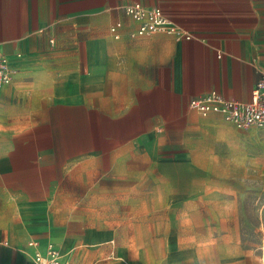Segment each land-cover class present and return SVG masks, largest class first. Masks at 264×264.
<instances>
[{"label": "crops", "instance_id": "obj_1", "mask_svg": "<svg viewBox=\"0 0 264 264\" xmlns=\"http://www.w3.org/2000/svg\"><path fill=\"white\" fill-rule=\"evenodd\" d=\"M131 3L184 36H140ZM0 57V264H262L264 129L190 101H251L264 0H0Z\"/></svg>", "mask_w": 264, "mask_h": 264}, {"label": "built area", "instance_id": "obj_2", "mask_svg": "<svg viewBox=\"0 0 264 264\" xmlns=\"http://www.w3.org/2000/svg\"><path fill=\"white\" fill-rule=\"evenodd\" d=\"M161 0H157L160 2ZM127 16L139 24L138 34L140 36H154L160 32L174 34L178 38L184 36L178 27L170 26L160 5L146 7L141 3H131L123 7ZM120 24H117L116 28ZM116 28L112 29L115 33ZM187 40L191 36L185 37ZM12 81V72L6 58L0 57V88ZM190 107L202 115L215 113L221 115L225 121L233 124L239 129L249 128L264 129V73L256 84L251 101L248 103L231 101L225 99L221 94L213 91L208 94L193 98ZM29 246L38 247L37 242H30ZM34 264H67L63 261L60 250L53 244L47 245L46 254L35 252Z\"/></svg>", "mask_w": 264, "mask_h": 264}, {"label": "rangeland", "instance_id": "obj_3", "mask_svg": "<svg viewBox=\"0 0 264 264\" xmlns=\"http://www.w3.org/2000/svg\"><path fill=\"white\" fill-rule=\"evenodd\" d=\"M253 186L261 188V193L254 192L251 196L253 207L247 212V239L251 242L256 255H261L262 252L264 264V179L254 181Z\"/></svg>", "mask_w": 264, "mask_h": 264}]
</instances>
